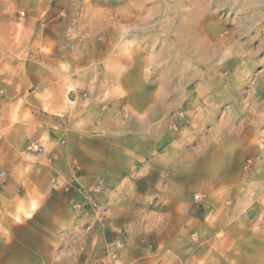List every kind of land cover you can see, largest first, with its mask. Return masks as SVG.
Segmentation results:
<instances>
[{"label": "rangeland", "instance_id": "1", "mask_svg": "<svg viewBox=\"0 0 264 264\" xmlns=\"http://www.w3.org/2000/svg\"><path fill=\"white\" fill-rule=\"evenodd\" d=\"M138 3L155 5L160 21L123 23L128 10L138 11L127 5ZM39 26L50 33L54 52L60 48L70 54L66 45L78 38L108 33L118 50L129 28L136 36L154 33L159 57L148 78L176 83L179 98L191 90L189 79L200 78L206 106L217 103V114L191 119L179 106L171 120L162 121L173 135L189 127V144L177 156L183 163L188 155L189 175L185 168H162L161 178L155 174L145 185L153 198H130L124 184L107 186L104 175L81 179L74 164L60 170L53 154L46 164L23 169L19 182L0 186V264H15L11 256L19 264L26 256L27 264H126L119 257L130 235L136 249L142 236L153 243L151 236L139 235L145 226L172 229L171 244L159 247L168 256L165 264H194L193 258L197 263L203 258L209 264H264V0H62L61 5L52 0ZM199 57L207 69L189 72V59ZM161 156L166 162L176 158ZM97 178L103 183L94 193ZM167 180H179L188 190L173 199L156 195ZM171 187L167 191L183 189ZM210 193L219 197L213 212ZM191 201L197 218L219 221L218 246H201L198 234L189 236ZM222 206L224 211L235 206L236 214L222 215Z\"/></svg>", "mask_w": 264, "mask_h": 264}, {"label": "crops", "instance_id": "2", "mask_svg": "<svg viewBox=\"0 0 264 264\" xmlns=\"http://www.w3.org/2000/svg\"><path fill=\"white\" fill-rule=\"evenodd\" d=\"M51 1L0 0V87L3 90L0 101V171L6 173V182H19L23 169L40 162L46 164L51 154L59 158L53 164L58 169L66 170L72 164L77 165L84 180L104 175L107 186L124 184L131 194L129 197L135 199L155 197L145 185L155 174L160 179L162 168L181 171L185 168L189 175L188 155L183 163L177 160L178 152L186 151L185 146L189 144V127L173 135L163 129L162 121L171 120L179 106L191 119L214 118L218 104L206 106L209 102L201 88L203 81L189 79L191 90L179 98L173 90L176 83L149 79L147 70L156 65L159 57L156 38L154 33L146 37L136 36L130 28L118 50L114 49L115 38L106 33L78 38L72 44L69 42L66 46L73 50L72 54L60 52V48L54 52L50 33L39 26L46 18ZM139 4L127 5L129 9L138 8V11L128 10L123 15V23L156 24L160 21L155 5ZM20 12L23 17L19 16ZM206 69L207 65L200 57L189 59V72H204ZM192 82L196 86H191ZM82 94L86 99H82ZM34 142L41 146L38 153L28 150ZM71 150L72 158L69 155ZM162 152L176 158L166 162L161 159ZM165 184V190L156 194L165 199H173L174 193L178 195L188 190L179 180H167ZM173 184L176 189H183L167 191ZM206 196L209 211L213 212V201L219 197L215 193ZM234 197L230 196L231 201ZM194 207L191 201L189 236L199 235L201 246L214 243L218 246L221 242L219 221L200 220ZM220 209L221 214L227 216L237 211L235 206L225 211L223 206ZM196 222L201 226H196ZM142 233L139 235L151 236L153 243L149 245V240L142 236L136 249L132 241L134 235H130L129 244L120 254L121 261L126 264L169 262L159 247L171 244L172 229L145 226ZM14 260L19 264L17 256L16 259L10 257L11 263ZM193 260H196L194 264L210 263L203 258L200 263L195 258ZM29 262V256H26L20 263Z\"/></svg>", "mask_w": 264, "mask_h": 264}, {"label": "built area", "instance_id": "3", "mask_svg": "<svg viewBox=\"0 0 264 264\" xmlns=\"http://www.w3.org/2000/svg\"><path fill=\"white\" fill-rule=\"evenodd\" d=\"M24 14L22 12L19 13V16L22 17ZM3 95V90L1 89L0 87V101H1V96ZM40 150V147L37 143H32L31 146L29 147V151H32V152H39ZM7 181V175L4 171H0V186L4 185ZM102 179L100 178H97L95 183L93 184L91 190L94 192V193H97L101 190L102 188ZM66 191H68L67 188H65ZM194 199L195 200H200L201 199V196L200 195H194Z\"/></svg>", "mask_w": 264, "mask_h": 264}]
</instances>
